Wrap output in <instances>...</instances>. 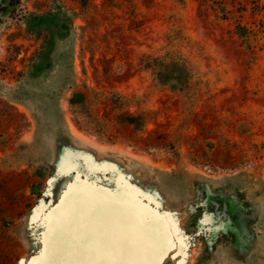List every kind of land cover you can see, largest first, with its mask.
<instances>
[{
    "label": "rangeland",
    "instance_id": "rangeland-1",
    "mask_svg": "<svg viewBox=\"0 0 264 264\" xmlns=\"http://www.w3.org/2000/svg\"><path fill=\"white\" fill-rule=\"evenodd\" d=\"M82 187L144 264H264V0H0V264H69Z\"/></svg>",
    "mask_w": 264,
    "mask_h": 264
},
{
    "label": "bare ground",
    "instance_id": "bare-ground-1",
    "mask_svg": "<svg viewBox=\"0 0 264 264\" xmlns=\"http://www.w3.org/2000/svg\"><path fill=\"white\" fill-rule=\"evenodd\" d=\"M77 192H79L78 195L81 193L85 196V200L78 203L75 193L73 195L67 193L64 200L60 201L61 206L59 205L58 212H54V224L48 237L49 241L53 236L56 237L57 242L62 241L66 248V262L69 264H144V249H147L144 226L147 227V223L144 221L145 214L142 208L133 207L135 211L134 218L132 221L130 220L129 224L128 221L125 224L117 216L118 212H122L119 209H116L118 212H116L117 214L114 212L115 215L105 212V207L108 205L104 206L103 204L105 202L102 199L106 196L104 193H98L91 190V188L88 190L83 187L79 188ZM123 204L125 207L121 208L126 211L128 207H132L128 201ZM121 214L120 216H122ZM127 216L130 218V214ZM131 217H133V214ZM160 234L162 235V233H158V235ZM160 242L162 243V241ZM146 243L148 242L146 241ZM104 244L125 246L135 251L129 254L104 256L92 251L80 250L82 245L95 249Z\"/></svg>",
    "mask_w": 264,
    "mask_h": 264
},
{
    "label": "snow or ice",
    "instance_id": "snow-or-ice-1",
    "mask_svg": "<svg viewBox=\"0 0 264 264\" xmlns=\"http://www.w3.org/2000/svg\"><path fill=\"white\" fill-rule=\"evenodd\" d=\"M50 247L56 251L58 250V242L55 236L52 237L50 241ZM172 247V244L170 242H165V244L161 245L154 251L155 259L148 261L147 264H160L159 258L164 256L166 252ZM81 251H92L96 254L99 255H104V256H112V255H117V254H129L135 251L134 249L125 247V246H115L112 244H104L101 246H98L95 249H90L86 245L81 246Z\"/></svg>",
    "mask_w": 264,
    "mask_h": 264
},
{
    "label": "trees",
    "instance_id": "trees-1",
    "mask_svg": "<svg viewBox=\"0 0 264 264\" xmlns=\"http://www.w3.org/2000/svg\"><path fill=\"white\" fill-rule=\"evenodd\" d=\"M243 27L238 26V30H242ZM108 59L105 57L101 60L102 63H108ZM106 72V71H105ZM89 93L93 95V100L95 104L97 105H104V102L101 99H98L97 94L94 93L92 90L85 88L84 90H75V92L72 94V99L70 101L71 106H77L79 104L86 105L89 102ZM79 99L80 101H76ZM99 101V102H98ZM97 102V103H96ZM96 119H99L96 115Z\"/></svg>",
    "mask_w": 264,
    "mask_h": 264
}]
</instances>
